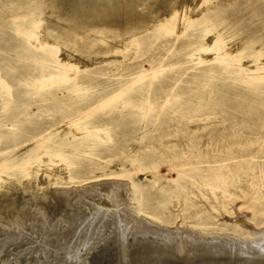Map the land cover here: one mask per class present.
<instances>
[{
    "label": "rangeland",
    "instance_id": "obj_1",
    "mask_svg": "<svg viewBox=\"0 0 264 264\" xmlns=\"http://www.w3.org/2000/svg\"><path fill=\"white\" fill-rule=\"evenodd\" d=\"M136 1L123 38L84 37ZM92 2L0 0V224L43 193L53 214V195L114 186L151 238L111 236L88 264H264V0H107L74 17Z\"/></svg>",
    "mask_w": 264,
    "mask_h": 264
},
{
    "label": "bare ground",
    "instance_id": "obj_2",
    "mask_svg": "<svg viewBox=\"0 0 264 264\" xmlns=\"http://www.w3.org/2000/svg\"><path fill=\"white\" fill-rule=\"evenodd\" d=\"M135 4L126 9L125 13L122 12L123 14L113 24L103 23L101 27H88V32L84 37L87 40L92 39V32L95 31L99 34L103 33L104 36L113 35L114 39H118L120 36L123 38L124 34L121 32L124 33L123 29L126 26H122V23L125 24L127 23L126 20L137 17V1ZM117 33L119 36H115ZM93 44H84L83 47L81 46V51L88 52ZM113 187L101 190L104 193L93 191L94 189L89 187L82 191L73 192L69 190V192L53 195L58 198H55L56 210L53 214H50L41 203L42 200L44 203L48 200V197L45 198L48 193H43L42 198L32 197L28 202L25 200L24 203L30 205L32 210H29L30 207L27 209L20 208L19 217L7 222L6 225L5 223L0 224V249L8 246L10 248V245L19 248L15 253H12L13 259L10 258L13 261L12 264L15 262L17 264H88V253L94 248L98 249V245L107 242L111 236L119 240L126 239V241L127 237L130 236L133 239L134 237H145L147 241V236L150 237L152 231L128 212L125 214L118 212L122 200L118 195L119 188ZM102 203H104L103 206H101ZM25 230L28 232L26 233ZM107 231H109V235L103 238V234ZM174 236L171 233H156L153 237L161 244L173 246V244H177ZM137 239H134L135 244ZM139 241L137 240L138 243ZM177 245L183 250L192 247L189 242H180ZM197 246L219 249L222 244L205 241L204 245ZM256 249H264V244L256 247ZM166 261L161 264L166 263Z\"/></svg>",
    "mask_w": 264,
    "mask_h": 264
},
{
    "label": "water",
    "instance_id": "obj_3",
    "mask_svg": "<svg viewBox=\"0 0 264 264\" xmlns=\"http://www.w3.org/2000/svg\"><path fill=\"white\" fill-rule=\"evenodd\" d=\"M107 0H97V2L95 4H92L91 5H85L84 3L83 4H80L79 5V8H78V13L76 12L74 14V17L78 18V17H87V16H90L91 14H93L95 11H98L99 9V5L102 7V5L106 2ZM99 2V3H98ZM103 3V4H102ZM83 10V11H82ZM98 13V12H97ZM91 18V17H88V19Z\"/></svg>",
    "mask_w": 264,
    "mask_h": 264
}]
</instances>
